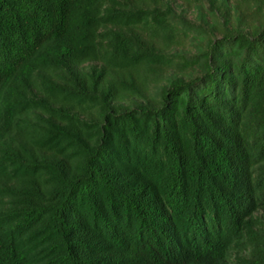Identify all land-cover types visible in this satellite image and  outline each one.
Returning <instances> with one entry per match:
<instances>
[{
  "label": "trees",
  "instance_id": "trees-1",
  "mask_svg": "<svg viewBox=\"0 0 264 264\" xmlns=\"http://www.w3.org/2000/svg\"><path fill=\"white\" fill-rule=\"evenodd\" d=\"M242 1L190 55L165 0H0V264H264V0Z\"/></svg>",
  "mask_w": 264,
  "mask_h": 264
},
{
  "label": "rangeland",
  "instance_id": "rangeland-1",
  "mask_svg": "<svg viewBox=\"0 0 264 264\" xmlns=\"http://www.w3.org/2000/svg\"><path fill=\"white\" fill-rule=\"evenodd\" d=\"M210 1L165 0V6L171 7L173 11L175 26L183 29L178 36L179 43L173 44L171 48L167 49V53L197 54L206 48L209 40L222 37L227 28H234L238 25L236 11L244 13L245 9V3L242 0H227V5L221 3V0H217L214 7H212ZM181 17L192 28L182 26L180 23ZM143 37L147 38L145 35ZM187 72H190V70ZM182 74L184 72L177 67L166 68L162 76L158 77L157 83L151 81L149 91H155L161 85L167 84L171 76Z\"/></svg>",
  "mask_w": 264,
  "mask_h": 264
}]
</instances>
